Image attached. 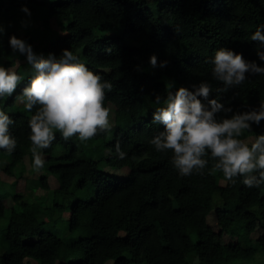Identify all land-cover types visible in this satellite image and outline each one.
<instances>
[{"label":"trees","instance_id":"16d2710c","mask_svg":"<svg viewBox=\"0 0 264 264\" xmlns=\"http://www.w3.org/2000/svg\"><path fill=\"white\" fill-rule=\"evenodd\" d=\"M261 25L264 0H0V66L22 77L11 97H0L17 141L12 152L0 149L9 161L0 175L16 174L25 158L33 167L28 121L36 109L28 112L20 96L34 70L10 48L9 38H20L18 27L38 55L59 58L69 49L113 84L104 101L113 114L110 130L87 142L78 136L65 141L55 131L50 147L39 150L44 167L27 179L25 194L0 176V264H264V183L249 188L243 177L226 181L210 153L203 175L182 177L172 151L158 152L149 143L163 130L152 123L161 106L157 95L163 100L170 87L173 93L181 86L194 90L206 81L213 89L209 99L217 98L223 84L211 76V59L218 48L264 66L259 44L251 41ZM247 75L219 94L232 112L217 113L218 120L264 102V75ZM260 134L264 120L239 139L250 144ZM117 142L124 159L117 158ZM51 174L58 179L53 189ZM38 189L50 190V205L32 194ZM225 234L234 238L223 242Z\"/></svg>","mask_w":264,"mask_h":264},{"label":"clouds","instance_id":"9594fccd","mask_svg":"<svg viewBox=\"0 0 264 264\" xmlns=\"http://www.w3.org/2000/svg\"><path fill=\"white\" fill-rule=\"evenodd\" d=\"M21 11L31 15L26 6ZM3 32V26H0V34ZM251 41L259 44L257 55L264 61V50H261L264 49V25L252 33ZM9 45L14 53L24 55L34 70L29 85L23 88L20 96L28 112L36 109L28 121L34 170L44 167L45 161L39 150L50 147L55 131L60 132L65 141L78 136L81 142H87L110 130V109L104 106V101L105 90L113 88L111 82L91 71L69 49H64L59 58L51 53L45 58L15 35L9 38ZM149 62L153 68L157 67L155 55ZM211 63L212 78L223 84L216 88L217 98L209 99L213 89L206 81L193 85L194 90L181 86L173 93L170 87L163 100L157 95L155 103L161 106L155 108L152 123L163 125V130L149 143L158 152L172 151L171 163L182 177L194 173L203 175L210 153L213 168L222 171L226 181L234 183L235 177H243L246 187H258L264 183V134L258 135L250 144L239 137L245 131H251L253 123L259 125L264 120V102L258 109L237 112L230 118L218 120L216 115L232 112L231 107L226 108L221 103L219 94L242 85L248 79L247 74L264 75V66L246 61L241 53L226 47L215 51ZM166 64L167 61H163L159 66ZM21 80L15 70L0 66V97H11ZM201 98L208 102L207 105ZM13 123L12 118L0 110V149L8 152L14 151L17 145L9 132ZM115 151L117 158H126L119 142Z\"/></svg>","mask_w":264,"mask_h":264},{"label":"rangeland","instance_id":"374dc122","mask_svg":"<svg viewBox=\"0 0 264 264\" xmlns=\"http://www.w3.org/2000/svg\"><path fill=\"white\" fill-rule=\"evenodd\" d=\"M40 23L41 22H37V21H33L31 24L36 28V27H40ZM18 33L20 35V38L22 37V28L21 27H18ZM111 108V107H110ZM6 110L8 111V108H6ZM109 121H110V125H112V122H113V114L111 113L110 114V118H109ZM111 127V126H110ZM9 162L8 161V155L5 154V153H0V167H4L5 164ZM117 170V169H116ZM111 171H113V169H111ZM123 171V170H121ZM120 171V172H121ZM15 172L16 174H3V175H0L1 178H4L5 180L9 181V182H13L14 185V188L16 191H20L22 193L25 194V192H28L30 189L29 187L27 186V179L31 178L32 180L35 179V178H38L40 175H41V171L38 170H34L33 167H29L28 164H27V158L24 159V163H19L17 166H16V169H15ZM125 172V170L123 171ZM20 174V175H19ZM16 175L17 177H19L18 179H16ZM49 180H50V184H51V188L50 189H53L54 187L57 186V176L54 175V174H51L49 176ZM221 183L224 182L223 179L220 180ZM5 187L8 188V185H5ZM12 187V186H11ZM50 191V190H49ZM49 191H45V190H39L38 191H34L32 192L33 195L37 196L38 198L40 197L41 200L44 201V203L50 205L51 204V195L49 193ZM5 204L9 207L10 204H11V201L10 199H6L5 200ZM8 215V213H6ZM214 217H213V214L209 215L208 217V220L209 222L213 225V220ZM7 223V220L6 219H2L1 220V224L3 225H6ZM256 235L253 234V236ZM234 237L232 236H229L228 234H225L222 238V241H230L232 240ZM239 264H254L253 262H248V261H244V262H241Z\"/></svg>","mask_w":264,"mask_h":264}]
</instances>
